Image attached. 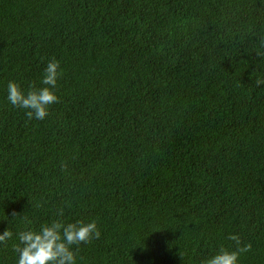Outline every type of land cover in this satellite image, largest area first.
<instances>
[{
	"label": "trees",
	"instance_id": "obj_1",
	"mask_svg": "<svg viewBox=\"0 0 264 264\" xmlns=\"http://www.w3.org/2000/svg\"><path fill=\"white\" fill-rule=\"evenodd\" d=\"M53 57L59 100L29 120L8 83ZM258 79L264 0H0V231L63 209L102 233L78 264H201L234 233L264 264Z\"/></svg>",
	"mask_w": 264,
	"mask_h": 264
},
{
	"label": "clouds",
	"instance_id": "obj_2",
	"mask_svg": "<svg viewBox=\"0 0 264 264\" xmlns=\"http://www.w3.org/2000/svg\"><path fill=\"white\" fill-rule=\"evenodd\" d=\"M62 75L61 62L53 57L44 68L41 86L33 83L25 91L19 82L12 80L7 86V100L11 105L25 110L29 120H44L50 114V106L59 100L57 89ZM256 84L260 86L264 80L258 79ZM13 215L16 217L20 214ZM63 216L64 210L59 209L56 218L40 224L38 228L26 225L23 230L14 233L7 227L0 231V244L14 237L18 239V243L14 244L18 253L17 264H78L79 246L99 239L102 233L96 220L65 222ZM28 223L31 224V221ZM229 239L236 242L238 247L235 250L222 246L201 264H241V253L249 251L252 245L241 246V237L235 233Z\"/></svg>",
	"mask_w": 264,
	"mask_h": 264
}]
</instances>
